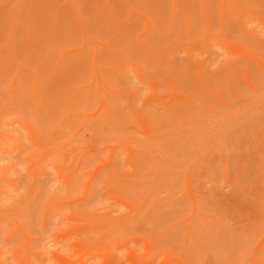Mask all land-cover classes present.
<instances>
[{"label": "rangeland", "instance_id": "374dc122", "mask_svg": "<svg viewBox=\"0 0 264 264\" xmlns=\"http://www.w3.org/2000/svg\"><path fill=\"white\" fill-rule=\"evenodd\" d=\"M0 264H264V0H0Z\"/></svg>", "mask_w": 264, "mask_h": 264}]
</instances>
